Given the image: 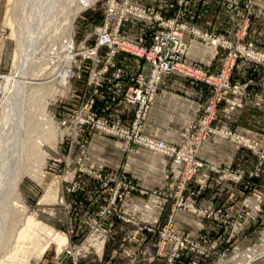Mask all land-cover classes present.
Wrapping results in <instances>:
<instances>
[{"label":"rangeland","instance_id":"obj_1","mask_svg":"<svg viewBox=\"0 0 264 264\" xmlns=\"http://www.w3.org/2000/svg\"><path fill=\"white\" fill-rule=\"evenodd\" d=\"M130 1L160 12L165 19L180 14L187 24L230 42L213 44L185 33L186 59L202 68L205 76L164 74L140 132L164 136L177 152L184 149L185 141L198 136L201 121L206 120L199 147L191 146L193 158L207 167L206 176L198 180L191 174L182 186L181 173L175 172L183 166L176 171L172 167L176 152L163 156L151 151L162 161L146 165L148 148L134 140L125 146L127 137L99 129L98 121L131 127L138 103L129 102L126 95L132 87L145 93L150 72L144 56L117 48L108 59L110 47L97 46L109 0H93L79 11L71 27L56 23L34 43L23 41L30 27L25 20L27 0H0V75L10 76L0 78V98L21 63L19 51L26 47L25 67L18 77L24 81L15 84L14 100L9 101L15 104L8 103L12 109L7 108V119L0 120V160L8 153L4 171L0 169V180L8 183L3 189L0 184V235L7 240L13 227L11 211L5 207L9 197L23 201L22 210L39 224H33L41 237L39 246H46L41 255L40 247L30 249L26 264H169L173 243L162 237L169 228L196 236L199 244L194 250L188 245L179 248L175 264H264V257L257 256L264 248V59L250 53L264 55V0ZM114 2L119 8L124 1ZM243 19L244 29L234 27ZM63 21L61 15L59 23ZM114 23L108 22V33ZM161 28L155 19L128 17L118 33L149 47ZM192 42L201 49L213 46L214 52L194 54ZM240 45L246 51H240ZM95 46L92 57L87 52ZM227 58L232 66L228 86H222L219 80ZM174 97L194 105L192 119L187 109L170 103ZM49 115L54 133L47 138L39 131ZM223 129L230 136L222 135ZM32 144L33 154H28ZM160 167L164 177L159 182ZM15 173L21 175V182L14 189L10 181ZM115 185L128 193L110 205ZM178 199L194 221L185 222L174 213ZM188 203L203 212L191 211ZM55 233L61 242L50 240ZM69 248L79 254L66 253ZM249 251L257 254L246 263ZM149 252L155 254L151 259Z\"/></svg>","mask_w":264,"mask_h":264},{"label":"built area","instance_id":"obj_2","mask_svg":"<svg viewBox=\"0 0 264 264\" xmlns=\"http://www.w3.org/2000/svg\"><path fill=\"white\" fill-rule=\"evenodd\" d=\"M123 1H124L123 4L120 5L119 8H117L115 6L114 0H109V4L106 7V24L99 29L100 33L97 41V46L100 44H106L110 47V50L107 54L108 59H111L117 48L130 51L139 56H144L147 58V65L150 68V72L147 77L148 82L145 93H143L140 88L132 87L129 90V93H127L126 95V99L129 102L136 104L138 103V108L136 110L135 118L131 124V127H125L119 124L110 125L104 121H98L99 129L127 137L125 141V146L129 145L130 142L129 140H134L144 145L146 148H148V151H154L159 153L160 155L162 154L163 156L167 154H172L173 152L176 151H175V146H173L171 143L166 142V140H164L163 138H158L152 135L140 133L142 128L144 127V121L152 105V102L155 98L156 85L158 84L159 80L162 78L164 74L171 72L182 73L183 75H189L194 78H204L205 72L202 70V68L187 61L186 59V53H187L189 41L188 38L184 35L185 33L194 35L198 38L199 37L203 38L204 40L209 39L213 44L225 43L226 45H230L228 44L230 42H228V40L224 38V36L221 37L215 34L211 35L206 31H202L197 26L187 24L186 22L180 20L181 17L180 14H177L176 17L174 18L165 19L163 16H161L160 12L154 13L151 8H147L146 6L138 3H132V1L130 0H123ZM182 3L183 0H179V4ZM232 4L233 2H230L229 8H233V6H235ZM128 17L145 19L146 21H151L152 19L158 21L159 25L162 28L153 34L152 42L149 47L140 46L134 43L131 38L119 35L118 33L119 25L123 19H126ZM110 21H113L115 23L114 25H112L111 33H108L107 28L109 26L108 22ZM236 24L238 26L241 25V28L244 29L246 24V19L237 20L234 24V27H236ZM223 39L225 40L223 41ZM97 46L90 49L87 52V54H90L92 57H95ZM238 49L240 51H246L245 46L240 45L238 46ZM247 50L251 51L249 50V48ZM250 53H254L258 57H262V59H264L263 54L257 52L255 53L254 51H251ZM231 66H232V62H228V58H227L225 60V67L222 69V75L220 77L222 79L219 80L222 86H228L227 74L229 73V68H231ZM70 71H71V66L68 69V72ZM4 75L5 74L0 75V78H3ZM140 78L141 80H143L142 76ZM208 78L215 79L212 76H209ZM211 108H212V104L210 103V105L206 109H208L209 111ZM79 117L84 118V116H82L81 114ZM191 122L192 121H189V123ZM206 126H207V121L202 120L200 131L198 132V136L194 139H189L185 141L184 149H181L180 151L176 152L174 162L172 163V167L176 171V169L178 168L180 169V167L183 166V170L175 172L176 174L181 173L180 176L182 177L181 178L182 186L184 181L187 180L191 174H194L198 180L206 176L207 167L203 162L193 158L194 150H191V146L195 145V147H197L198 143L201 142L202 139L201 134L203 133L202 130ZM221 133L222 135H229V132H227L226 129H223ZM98 174L99 172L94 173L96 177H100ZM108 178L106 179V181L108 180ZM114 180L117 182L116 184H119L120 181L117 178H115ZM106 181H104V184H106ZM118 187L115 185L111 188V197L108 201V204L110 205L114 204V202L117 199H122L123 195H127L128 191L121 193L118 190ZM186 207H188L193 212L194 211H197L198 213L203 212L201 209H196L195 206H193L191 203H188ZM176 212L177 215L181 213H189L187 211L182 210V208H180V199H178L177 203H175L174 206V213ZM170 221L172 220L170 219ZM166 227L169 228L170 224H168ZM145 228L147 230H151L150 226H145ZM166 230L168 229L164 230L162 236L163 239L173 243V250L167 257L169 264H175V258L178 257L177 251L179 248L184 247L186 245H188L192 250H194L195 248L197 249L199 248V244L196 241L197 240L196 236L191 237L188 235H184L183 233L177 231L175 232L170 228L167 232H165ZM103 242L104 240L101 241V243ZM146 248H148V251L150 250L149 246H147ZM71 252L79 254L78 250L72 251L70 249V251H68V254ZM149 256L151 259L152 257L155 256V254L149 252Z\"/></svg>","mask_w":264,"mask_h":264},{"label":"bare ground","instance_id":"obj_3","mask_svg":"<svg viewBox=\"0 0 264 264\" xmlns=\"http://www.w3.org/2000/svg\"><path fill=\"white\" fill-rule=\"evenodd\" d=\"M92 1L93 0H39V1L27 0L28 5H27V11H26V16H25L26 19L25 20L27 22V25L30 27H29V29H27L25 31V34L23 35V41H25V42L30 41V42L34 43L35 39H37L39 34L43 33L44 30L51 29L49 27H52V30H53L55 28L54 26L56 23H58L59 26L62 25V27H66V28H68L69 26L71 27V24H72L74 18L76 17V15L79 13V11L83 7H85V5H87L88 3L92 2ZM61 15H62L64 21L62 23L61 22L59 23V18ZM70 31H71V29H70ZM52 33H53V31H52ZM69 37L71 38V34H69ZM70 40L71 39H69V44H70ZM69 47H70V45H69ZM72 49L73 48L71 47L72 53L71 54L69 53L70 62H72V59L74 56ZM25 50H26V47L25 48L23 47L22 51L21 50L19 51L18 56L21 59V63L19 64L18 68L15 70V74L12 75L10 80H9V81H11L12 88H11V84H9L10 86L7 85L8 86L7 91L5 89H3L5 92H4L3 96L0 98V120L3 117L8 116V112L6 113L5 111L7 108L11 107L10 105H9V107H7V106H8V103H10L9 102L10 99H12V96L14 95L13 93L15 92V90L13 91V89L15 87V84L20 83V81L21 82L24 81L23 79L20 80V78H18V77H19V74L23 71V68L25 67V64H24V62H25L24 61ZM9 77L10 76L4 75L3 78H9ZM1 82L2 81L0 80V90H2L1 89L2 88ZM16 99H18V98H16ZM12 100H14V99H12ZM11 103H12V101H11ZM12 104H15V103H12ZM11 109H12V107H11ZM50 117L51 116L49 115V118L47 119V122H46L47 125L44 126L43 125L44 122H42V121H41L42 125L40 124L42 126V128L40 129L41 131H39V132H40V134L42 133V135L47 137V138L52 137V135L54 133V131L52 129H50V126H51L50 125V119H52ZM6 119L7 118L5 117V120ZM2 122H3V120H2ZM1 123H0V125H1ZM22 125H25V124H22ZM20 138L22 139V137H20ZM24 140L25 139H23V141ZM32 146H33V144L31 146L28 145V148H27L28 154H30V153L33 154ZM8 148H10V147H8ZM3 151H4V149H3ZM7 152H9V151H7ZM148 152H151V151H148ZM151 153L156 155V153H154V152H151ZM3 154H5V151L3 152ZM158 156H159V154H158ZM7 157H8V153H7L6 158L3 159V157H2V160H0L1 164H4V165H0V169L3 171H4V166L6 165L5 161H7ZM37 160H40V162L42 161L39 153H37ZM2 162H4V163H2ZM3 171H1V172H3ZM163 175L164 174H163V170H162V173H160V176H158V178H157L159 180V182L162 179ZM10 182H11L12 188L15 189L18 186V184H20V182H21V175L18 173H15L13 179ZM0 184H1V188L8 185L6 180L4 182H2V178L0 180ZM2 184H3V186H2ZM0 196L2 197V194ZM12 199L13 198H9V197H8V199H6L7 205H5V207H6V211L7 210L11 211V215L9 216V221L11 218V220L13 221V222H11V225H13V227H12L11 233L9 234V237L7 238V240H6V238L4 239L3 235H0V264H26V262L28 261V259L30 257L29 254L26 255V253L27 252L30 253V249L36 251L40 247L39 253L41 255V252L45 249L46 246H45V244L39 246L41 237L33 229V224H35L37 227L39 226V224L34 222L31 215H26V213L22 210L23 201H20V203H19L16 199H15V201ZM18 210L21 211L23 216H21L22 214L18 215V213H17ZM178 216H180L179 218H182V220H184L185 222L194 221V219L192 220L193 217L190 213H181ZM41 227L42 226H40V228ZM52 239H57V241H59V242L62 241V237H57L56 233L54 234V236L52 238H50V240H52ZM3 241H4V243H3ZM29 244H31V245H29ZM67 251H70V250H67ZM253 251H255V250H253ZM259 252H260L259 255L256 252H255V254H257V256L264 257V248H262ZM66 253H68V252H66ZM248 253L249 254H246V256H248L246 258L247 261L245 259L246 263H248L249 261H252L253 260L252 257L255 256V254H252V255L250 254L251 251H249ZM24 255L26 256V259L20 260L19 257H24ZM30 255H32V251H31ZM59 257H60V255H59Z\"/></svg>","mask_w":264,"mask_h":264},{"label":"crops","instance_id":"obj_4","mask_svg":"<svg viewBox=\"0 0 264 264\" xmlns=\"http://www.w3.org/2000/svg\"><path fill=\"white\" fill-rule=\"evenodd\" d=\"M200 44H198V43H196V42H194L193 43V47H192V53H198V52H200L201 50L203 51V52H205L206 54L207 53H209L210 54V56L212 55V53L214 52V50H213V46L210 48V47H205V48H203V49H201L202 47L201 46H199ZM156 102L159 104V100H158V98L156 99ZM155 102V103H156ZM180 102V103H179ZM170 103H172V104H178V105H181L182 106V108L183 109H187V110H185V111H188L189 112V119H192V116L194 115V105H192L191 103H186V102H181V101H179L176 97H174L172 100H171V102ZM164 137V136H163ZM163 137H161V138H163ZM163 139H165V138H163ZM146 153L148 154V158L147 159H149V160H147V163H145L146 165L149 163V162H154V160H156V161H158V162H160L161 163V161H160V158L157 156V155H155V154H153V153H151V152H148V151H146ZM160 166H161V164H160ZM138 169H139V166H136ZM143 167H144V165H143ZM162 170V167H160L159 168V172ZM158 172V173H159Z\"/></svg>","mask_w":264,"mask_h":264}]
</instances>
